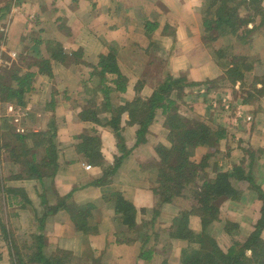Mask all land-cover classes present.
<instances>
[{"label": "rangeland", "instance_id": "obj_1", "mask_svg": "<svg viewBox=\"0 0 264 264\" xmlns=\"http://www.w3.org/2000/svg\"><path fill=\"white\" fill-rule=\"evenodd\" d=\"M41 1L43 0H0V69L4 70L6 73L5 82H13V80L11 79L13 72L25 73L26 71H30V69L32 68L37 69L42 67V72L48 74L47 69H51L52 73L53 71L55 72V75L54 73L52 76L49 75L50 79L48 81H46V78H42L40 76L38 77L37 75L34 77V83L44 84L46 87H50L52 93L55 94V97L57 96L55 102H61L63 110H73L74 106L76 105H81L83 107L82 109L91 106V109H95L98 111L99 117L104 118L103 121L105 123L108 122L111 115L116 112L115 108L119 106V102L123 104L128 100L133 99L137 95V93H141L146 96L151 95L153 93L151 92V90L148 92V90L144 91L143 89L146 87H152V85H150V81L144 79H149L150 75L148 72V67L146 69L144 77H135L138 78V80H136L137 82H135L134 92L129 94V97L126 92L119 93L121 96H117V94H114L115 106L114 108H108L104 100V86L100 84L99 81V79L101 78L100 76V78L98 79L95 78V82L91 83V87H89V85L86 86L83 83L84 91H79L80 89L83 90V87L81 85L82 83L79 82V79L82 77H79L75 72L81 71L77 70V61L75 60L76 56H73V54H69V49H66L67 51L65 52L62 51V55L58 56V58L55 59L58 60L57 65H62L63 67L65 66V69L57 66L52 68L51 63L46 67V64L43 63V59L41 57L32 58L31 60L19 59V53H24V55H30V53H32V56L35 57L40 56L41 54V47L43 44H38V40L40 37L39 32L42 28L40 27V25L35 27V25L37 24H35L34 21L36 20L38 22V20L35 18L37 17V15L40 14L39 10H41ZM204 1L205 0H202V5L199 10H195L194 16H196V19L200 24L199 31L201 39H203L204 41L205 51L210 52L213 63L215 62L214 65H216V72H221V74L219 75V77L208 79L200 84H195V86L186 87V94L183 96V99L176 96L177 101L180 103V107L179 109H177V112L180 115L188 117L185 121H183V123L188 124L189 121L197 123V125L203 123L202 126H208L212 132L213 130L219 127L227 131V136L221 139L219 143L214 145L209 143L189 147L188 151L190 152V159L197 163H200L202 159L206 161L209 155L216 154V156L211 157V159L209 158V160L207 161L209 164L204 165L202 167L203 172L201 171V176L198 179L194 181V179H191V177L186 174L185 179L180 178L179 180H177L178 184L174 185L176 188L175 190L178 191V194L177 196L172 198V201L176 203V205L179 204L181 208L187 210H189L194 203H197L196 199L199 196L196 198V192H198L199 188H201V184L203 183V181L210 178L214 179L219 173L231 172L233 167L235 166H242L246 172L248 171L251 174L254 182L258 184L261 189L264 190V91H262V87L264 86V22H260L261 18L259 15H254V9L249 10L247 6H240L238 12L244 17L245 23L243 21L244 27L242 29H239V34L237 35L236 33L235 35L234 33L229 35H223L220 36L217 40H213L212 37H214L216 33H207V31L202 26L200 18L198 16V13H200L199 11L204 8ZM262 5H264V3ZM214 8H217V4L214 5ZM167 11L168 9L164 7L163 16L167 14ZM15 18H18L20 24L19 29L23 30L24 33L20 35L21 39L13 42L11 39L12 34L10 31L11 24ZM168 25H165L163 27L162 36H173L172 32L174 31L172 30V28L167 29L169 28ZM31 27H35L34 29H36V31H30ZM27 31H30L28 35L33 36L32 41L29 40L26 36ZM18 32L20 33L19 30ZM243 32H245V37H243ZM147 35H149L148 32ZM159 37L161 38V36ZM34 40L37 41L35 42ZM54 45L55 44H52L53 47ZM221 46H229L230 49L227 50L228 52L231 51L229 55H232L233 53L234 55L236 54L238 57H246L249 60L248 63L252 64L253 69L246 73L242 81L238 80L236 82L234 79L228 78L227 75L224 73L222 61L219 59L217 60L215 57V49ZM35 47L36 50L31 49ZM53 47H50V51ZM46 49L48 51V47H46ZM110 52H112L116 56L119 55L116 46H114L113 50ZM160 53L162 54L161 51ZM146 55H149L148 57L151 58L152 53L150 54L149 51H147ZM60 60H64V63H60ZM238 61H240L239 58ZM163 62L164 61H162V64H160V62L158 64L152 63L153 67L157 66L156 71L153 73V75L156 76L154 79L155 82L153 81L152 83H159V81L161 82V80L165 79L167 75L171 74V72L173 71L172 68L166 67ZM180 75L173 74L172 77L180 78ZM150 77H152V75ZM186 77L191 80L189 75H186ZM51 84L53 87L50 86ZM158 86H155L156 89L158 88ZM77 89L78 91H76ZM176 91L177 90H174L175 93ZM250 93L254 94L253 98L245 101V99L248 98V95ZM52 99L54 98L52 97ZM65 104L67 105L65 106ZM12 107L14 108V110H10V108L7 109L8 112L12 111L13 113L12 119L9 117V124L7 123V128L10 129L11 133L8 131L7 128H5V132H8L7 134H5V138L7 140L9 139L10 143L17 144L15 143L16 138L14 136V132L18 131L28 133L29 130H27V127L24 126V123L22 122L23 117H25V114L21 110V107L16 106L14 104L12 105ZM159 112H161V110H158V113ZM128 114V112H125L123 114L122 126L123 135L126 137L128 145L132 146L134 144V148L137 147L136 151L132 153V157L140 158L141 161L147 159L149 160L148 162L152 161L154 163V157H156V155L158 157L157 147L160 145H172L169 135L167 134L169 128L164 125L165 118L163 116H157V118L149 126V130L146 135V137L148 138L147 143L144 146H138L136 145V139H133V126L128 124L127 122V120L129 119ZM89 122L90 123L86 124V128H82L81 131L83 133L93 132L92 127L95 124V126H98V123L94 122V120L92 119H90ZM107 125L108 127L102 126L103 131L101 133H103V138H101V145H103L102 142H110L111 146L113 141L115 142V139L117 141V136L114 135L115 139L113 138V135L110 132L111 130L114 133V131L111 129L112 126H110L109 124ZM58 127L59 129L61 128V130H67V125L61 120L58 121V116L56 117L55 112H53L50 114V123H46V131L50 130L56 133L54 138V144H56L58 151L62 152L64 145L69 142L66 140L58 139ZM51 136L52 135L48 132L47 138H51ZM34 142V139H30L27 145L31 147L34 145ZM31 158V156H28V159ZM47 161H50L51 166L43 167V171L47 173L44 179L46 178L47 181H50L54 179L55 175L53 174V171L55 167L54 161L51 157L50 159L47 158ZM129 162L130 161L126 163L125 169H129L131 165H133L132 160L130 163ZM146 164L142 165L141 167V178L139 180L141 181V183L145 180L149 185V187L146 189L147 193L143 190L145 192L143 194V198L148 201H153V209H151L149 213L150 217H154L157 219L156 216L159 214L160 210H162L163 205L166 203L163 202L162 199L166 196L167 189H160L159 191H156L157 189L155 190L158 185V183L155 181L156 175L148 174L146 172ZM143 172L144 174H146V177L144 176ZM137 173L138 172H135L134 174ZM38 179V177H34L35 181L32 182L33 185L36 187V194L33 189L36 204H27L29 205L26 207H29L28 210H25L26 208L19 206L21 203H23V199H21V196L14 195L13 201H15V204L12 205L13 209L16 211V214L13 213L11 219H9L8 222H4L6 228L9 229V233L6 236L4 232L0 231V264L11 263L10 241L14 240L16 241L18 246H23L22 244H24L26 241L31 242L29 238V234L31 233H43L45 236H48L47 251L52 252L54 255L59 256L61 259L69 261V264H87L86 262L90 260L95 261V259L96 263L101 264L103 262V258L105 257V253H101L99 251H91V235L92 233H94V231H96V229H98V227L94 228L95 226L92 222L89 221L85 223L89 231L85 232L78 230L77 233L81 234L79 237L75 235V239L71 237L72 241L68 240V242H65L62 245H65L70 248H72L71 246L75 247V251L77 250L75 253H72L70 250H66V248L62 246L60 248L57 247V228H52L54 224L51 225L49 229H47L46 225L44 226V228H42V226L40 225L41 222L39 221V218L42 217V214L44 212H42L43 210L39 211L36 208L37 205L40 206L39 204H37L36 201V199L38 200L37 192L42 188H44V190H46L47 192V190H49V188L51 187L48 186L46 183L45 185L42 180L40 181ZM4 180L5 179H3V181ZM233 181L235 183V188L239 191L238 197H236L237 200H222L220 205L217 206V209L214 210L211 215L203 209V212L205 213L207 218H209L208 223L206 225V229L208 228L212 236L216 238V241L224 250H227L234 243V241L243 242V240H245L246 237L254 229L257 221L261 216L262 200L260 199L257 187L255 185H251V182H247L241 179H233ZM18 182L20 183V181ZM10 195L12 194L9 193V196ZM27 195L29 196V194ZM214 197L215 196L212 195L205 202V204L213 206V203L218 202V198L215 199ZM109 199L111 200L110 197ZM203 207L204 204L199 203L196 207V210H200ZM0 210L4 215V206H1V204ZM141 212L143 213V215H146V210L141 209ZM196 215L198 217L192 218L194 221H196H192V226H194L196 230L200 232V214L197 213ZM212 216H215L216 218ZM155 222L156 220L154 221L152 226H147V231H150V237L145 236L144 238L148 240L147 244L153 239L152 237L155 235ZM143 229H145V227ZM46 231H51V233L49 235L48 233L45 234ZM54 237H56L55 240ZM262 237L264 238V229L262 232ZM150 238L151 240L149 241ZM161 238H167V241L172 240L170 238L177 239L172 237L171 233L163 234V232L160 233V240ZM181 247L182 246L180 245V243L179 247L177 248L173 244L172 255L170 251H167L170 259L172 261H175V263L179 261V253ZM168 249L170 250V247ZM2 250L4 252H2ZM176 251H178L177 255L175 254ZM123 252L128 255L133 254L131 249L124 250ZM120 253L121 252H118V254ZM247 253L249 255H252L251 250H247ZM158 256L160 258L157 257L153 262L151 260H147L144 263L161 264L164 257L167 260V255L165 256V254ZM126 263L139 264L136 263V260L133 256H131V259Z\"/></svg>", "mask_w": 264, "mask_h": 264}, {"label": "crops", "instance_id": "obj_2", "mask_svg": "<svg viewBox=\"0 0 264 264\" xmlns=\"http://www.w3.org/2000/svg\"><path fill=\"white\" fill-rule=\"evenodd\" d=\"M40 5V14L35 18L38 22L34 21L37 24L35 27L40 25L42 28L40 29L38 40V42L41 41L39 44H43L41 54L35 57L32 56V53L30 55L19 53L18 57L21 60H31L32 58L41 57L42 59L49 60L52 68L57 66L65 69V66L57 65L58 60H55L56 57L51 56L50 47H53L52 44H55L54 49L64 52L67 51L66 49H69V54L79 51L77 53L79 55H75V60L77 61V70L81 72L76 71L75 73L79 77H82L79 79L83 87V90H79L80 92L84 91V84L91 87V83L95 82V78H99L96 68L100 63L101 57L111 53L110 51L113 50L114 46H116L119 52L117 56L118 65L123 74L129 79L126 91L128 97L129 94L134 92L135 82L138 80L135 77H144L148 67L149 75H152V77L149 76V79L147 78L146 80L150 81L152 87L143 89L144 91L148 90V92L156 90L155 86H158L160 81L159 83H152L156 77L153 73L157 69V66L153 67L152 63L158 64L160 62L162 64V61H164L163 64L166 67L172 68V75L186 74L190 76L191 80L188 78L190 81L199 84L208 79L219 77L221 74V72H216V65H214L215 62L213 63L210 52L205 51L204 41L201 39L199 31L200 24L196 16H194L195 10H199L201 7L202 0H43ZM163 6L168 9L165 16H163ZM148 22L157 24V28L152 30L153 32H149L150 36L147 35L148 30L146 29ZM19 25L18 18H15L11 24L10 31L13 42L21 39L20 35L24 33L23 30L19 29ZM165 25H168L169 28L167 29L172 28L174 31L172 32L173 36H162V29ZM35 27H31L30 31L33 30L35 32ZM29 32L27 31V34H25L32 41L33 36L28 35ZM147 38L150 39L148 40ZM34 41L36 42L37 40ZM46 47H48V51ZM31 49L36 50V47ZM147 51L150 54L152 53L153 57H148L149 55H146ZM60 63L64 62L60 61ZM95 69L97 72L93 76L92 73ZM30 71H33L35 76L38 75V77L46 78V81L50 79L53 73L55 75L54 71L52 74H45L39 68H32ZM112 95L114 98V92H112ZM52 97L55 100L57 98L52 93L50 87L34 83L32 92L27 96L26 106L21 107V110L25 114L22 122L27 127V130H29L28 132L46 131V123H50V114L53 112H55L56 117L58 116V121L61 120L67 125V130H61L58 127V139L66 140L69 143L64 145L62 152L58 151L57 166L55 167L57 171L54 179L47 181L46 178L44 179L45 176L42 179H38L51 188L47 192L44 188L38 191V200L36 199V201L40 206L37 205L36 208L39 211L43 210L42 212H45L46 204L47 206H53L63 202L65 198L66 200L71 198L70 200L79 205L87 204L90 207V211L86 215V222L90 221L94 224V228L98 227L91 235V251L105 253L103 264H127L126 262L131 259V256L134 257L136 263L145 264L144 262L147 260L153 262L159 257V253L167 255L169 264H180L182 262V251L188 246V243L178 238H170L172 239L170 241H167V238H165L166 240L163 238L160 240L161 230L173 226L183 209L173 201L166 202L156 216L157 219L155 218L156 222L154 226L155 231H158L159 236L157 238L159 240L155 235V237H152V240L151 238L149 239L151 241L148 244L147 239L133 242L120 241L118 239L117 234L121 233L123 229L126 230L127 226L122 224L120 217L116 214L115 202L109 199V196L113 192H121L126 199L133 202L138 209V221H141L142 218L148 221L152 219L149 212L153 209V201L143 198V194L149 185L145 180L142 183L139 180L141 178V167L146 164L147 159L141 161L140 158L132 157V153L136 151L137 147L134 148V144L129 146L126 139L127 146L132 151L126 156L110 183L101 186L96 185L94 181L102 176L103 169L101 166L91 163L90 159L83 152H80L77 146L80 142L79 137L83 133L81 131L82 128H86V124L90 123L89 120H84L81 116L83 107L76 105L73 110H63L61 102L56 101L53 103ZM12 105V103L0 101V122H2L3 118L10 117L12 119V111L8 112L7 110L8 108L14 110ZM100 119L103 121L104 118L100 117ZM104 123V121L100 124L98 123V126H95V124L92 127L93 132H87V134L98 135L100 138H103V133L101 132L103 131ZM132 126L133 139H136L137 126ZM110 132L115 139V133L111 130ZM4 133V128L1 127L0 136H5ZM3 142L4 138H1V144ZM116 143V139L111 146L110 142H102L103 145H101L100 150L104 161L108 163L114 162L115 155L120 153ZM145 144L141 143L138 146H144ZM131 160L133 165L129 169H125L126 163L128 161L131 162ZM21 169V164L9 157V152L5 147L0 149V185H3L6 189H22L29 194L30 201L36 204L35 195L33 194V189L35 192L36 187L32 183L35 180L32 177L22 176ZM135 172L138 173L134 174ZM144 176L146 177V174ZM3 179L5 180L3 181ZM9 193L6 192L4 194L3 189L0 190V194L2 195L0 196V204L4 206V215L0 210L1 232V223L8 222L13 213L16 214L12 205L15 204V201H13L14 193H10L12 194L10 196ZM60 200L62 201L60 202ZM28 208L25 210H28ZM141 209L146 210V215H143ZM192 221L196 222L193 219ZM51 225H53L52 228H57L56 244L59 248L65 242L71 240V237L74 238L75 235L78 237L81 235L77 233L74 221L63 205H60L57 213L47 217V229ZM48 231L45 234L48 233L49 235L51 233V231ZM163 234L167 233L163 232ZM55 239L56 237H54ZM179 243L182 247L180 248L179 261L175 263V261L170 259L167 251H170L172 255V245L174 244L177 248L179 247ZM62 247L70 250L72 253L77 251H75V247L73 246H71L72 248L65 245ZM169 247L170 250L168 249ZM150 248L156 251L153 257L148 258L141 255L144 250ZM129 249L133 253L130 254L131 256L123 252ZM2 252L4 251L2 250ZM118 252L121 253L118 254ZM177 253L178 251L175 252L176 255ZM95 261L90 260L86 263L100 264Z\"/></svg>", "mask_w": 264, "mask_h": 264}, {"label": "trees", "instance_id": "obj_3", "mask_svg": "<svg viewBox=\"0 0 264 264\" xmlns=\"http://www.w3.org/2000/svg\"><path fill=\"white\" fill-rule=\"evenodd\" d=\"M264 0H205L204 8L199 11L198 16L201 24L207 33H216L213 40H217L220 36L239 34V29L244 27V17L238 12L240 6H247L249 10L254 9V15H259L261 18L260 22H264ZM217 4V8L214 5ZM246 7V8H247ZM213 11V12H212ZM157 28V24L148 22L146 29L149 32H153ZM252 30V29H251ZM245 32H243V35ZM245 37V35L243 36ZM41 41L38 42V44ZM229 46H221L215 49V57L222 61L224 73L228 78L242 81L248 71L253 69L252 64H249V60L243 56L229 55ZM51 56L58 58L62 55V50L51 48ZM74 51L73 55H79ZM238 58L240 61H238ZM64 62V60H60ZM43 63L50 65L49 60L43 59ZM42 71V67L39 68ZM98 72H97V70ZM93 71V76L97 72V76L101 79L100 84L103 87V93L105 94L104 100L108 108H114V94L124 93L127 91L128 78L121 71L117 56L112 52L103 55L100 63ZM48 74H52L51 69H47ZM6 73L0 69V101L9 102L16 106L25 107L26 99L28 94L32 92L34 87L35 73L33 71H26L25 73H14L12 75L13 82H5ZM147 79V78H144ZM190 81L186 74H181L180 78H173L171 74L161 80L158 88L154 90L151 95H144L137 93V95L128 100L125 103L119 102V106L116 112L111 115L108 122L104 123V126H112V130L117 136V148L119 154L115 155L114 162L108 163L104 161V157L101 153V138L98 135H90L82 133L79 137L78 150L83 152L90 162L97 164L102 167L103 174L94 183L98 186L110 183L113 175L116 174L118 167L122 164L124 159L132 149L128 148L126 137L123 135L122 119L123 114L128 112L129 119L128 124L137 126L136 130V145L141 143H147L148 138L146 137L149 126L157 118V116H163L165 118L164 125L169 130L167 134L171 140V146H158L157 154L154 163L148 162L147 160L145 170L148 174H155L156 182L158 183L155 188L156 191L160 189L166 190V196L162 199L163 202L172 201L173 197L177 196L178 191L175 189V184H178L177 180L180 178H186V174L191 179H198L203 172L202 167L208 165L209 158L215 157V155H209L207 160H203L197 163L190 159L189 147H194L204 144H217L219 141L227 136L225 129L217 128L210 130L206 125L188 122L183 123L188 117L180 115L177 109L180 107V103L177 101V97L183 99L186 87L195 86ZM174 90H177L176 93ZM264 91V86L262 87ZM187 92V91H186ZM175 93V94H174ZM177 96V97H176ZM254 94L250 93L246 100L252 99ZM55 103V98L53 99ZM158 110L161 112L158 113ZM98 111L86 107L82 110L81 116L84 120H94L96 123H102L103 121L98 116ZM9 124L8 118H3L0 122V128H7ZM53 128V127H51ZM8 129V128H7ZM8 131L11 133L10 129ZM55 131V128H54ZM215 131V132H214ZM48 132L53 136L47 138ZM6 131L4 134H7ZM56 133L53 131H39V132H14L15 140L17 144L10 143L5 136H0V149L6 148L9 152V157L13 161L21 164V175L26 177H38L41 179L47 173L43 171V167L51 166L50 161L47 158L54 161V167L57 166L58 149L54 144V138ZM1 138H4L3 144H1ZM30 139H34V145L28 146L27 143ZM49 139V140H48ZM78 139V138H77ZM7 140V141H6ZM44 151H43V150ZM31 156V159H28ZM56 163V164H55ZM152 166V167H150ZM150 167V168H149ZM191 169V170H190ZM57 169L55 168L53 174L55 175ZM202 171V172H201ZM153 172V173H152ZM233 179H241L247 182H251V185H255L259 191L260 199L262 200L261 205V216L257 221L254 229L242 241H234V243L227 249L224 250L216 241V238L212 236L206 225L209 218L205 215L204 211H207L210 215L217 206L220 205L221 201L234 199L237 200L239 191L235 188ZM181 183V182H180ZM179 183V184H180ZM3 189L4 194L6 192L14 193L16 196H21L23 203L19 206L26 208L32 205L30 198L27 193L22 189L16 188H5L0 185V190ZM39 193V192H37ZM3 194V193H2ZM197 203L189 209H182L180 216L176 219L173 226L161 230L164 233H171V236L184 241H187L188 246L183 249L182 262L180 264H264V238L262 232L264 229V190L256 184L251 174L244 170L242 166L233 167L231 172L219 173L214 179H206L201 184V188L196 192ZM218 198V202L213 203V206L205 204V202L211 197ZM0 196H2L0 194ZM112 201L115 202V212L120 217L122 224L126 225V230L123 229L121 233H118V239L120 241L126 240V242H133L144 239L145 236L150 237V231H147L148 225L154 223L155 218L146 220L142 218L138 221V209L135 207L133 202L125 198L121 192H113L109 196ZM71 199V198H70ZM64 199L63 202L55 205L47 206L42 217L39 218L42 228L46 225V219L49 215L58 212L60 205L68 210L72 220L74 221L77 231H89L85 225L86 215L89 214L90 207L87 204L79 205L72 200ZM161 203V201H160ZM204 204V207L200 210H196L198 204ZM29 204V205H27ZM90 205V204H89ZM91 206V205H90ZM145 210V209H144ZM200 214V232L192 226V218L198 217L196 214ZM196 215V216H194ZM216 218L215 216H212ZM2 232L7 234L9 229L6 228L4 223H1ZM145 227V229H143ZM156 238L159 236L158 231L155 232ZM8 238V237H7ZM31 242H25L23 246H18L16 241H10L11 244V263L10 264H69V261L61 259L59 256L54 255L52 252L47 251L48 238L43 233H31L29 234ZM144 239V240H143ZM193 242V243H192ZM195 245V246H194ZM26 250V251H25ZM49 250V249H48ZM247 250L252 251V255L247 253ZM156 251L152 248L144 250L141 255L145 257H153ZM164 255L163 253H159ZM162 264H169L164 257Z\"/></svg>", "mask_w": 264, "mask_h": 264}]
</instances>
